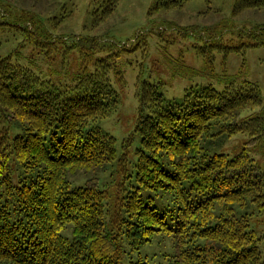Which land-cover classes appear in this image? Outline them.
I'll use <instances>...</instances> for the list:
<instances>
[{"label": "trees", "instance_id": "16d2710c", "mask_svg": "<svg viewBox=\"0 0 264 264\" xmlns=\"http://www.w3.org/2000/svg\"><path fill=\"white\" fill-rule=\"evenodd\" d=\"M114 1L104 2L97 20L113 11ZM184 1L162 0L161 6ZM262 7L264 0H236L233 10ZM34 28L24 30L33 45L49 36ZM97 41L86 35L81 42L86 63L69 82L21 63L18 50L0 58V264H124L125 250L138 251L150 231L161 229L177 236L182 263L264 264L262 237L245 210L249 203L264 209V169L247 151L230 157L214 149L225 134L264 131L260 116L237 123L241 109L262 102L254 82L191 87L181 99L166 101L158 83L138 75L141 147L129 174L133 182L116 204L120 213L108 217L96 178L72 187L77 170L103 168L122 156L128 163L124 151L117 158L115 138L97 125L118 102L109 72L120 73ZM14 123L23 132L10 137ZM12 160L26 173L18 181L10 173ZM146 189H171L176 207L161 213L144 198ZM137 259L130 256V263L149 264Z\"/></svg>", "mask_w": 264, "mask_h": 264}, {"label": "rangeland", "instance_id": "374dc122", "mask_svg": "<svg viewBox=\"0 0 264 264\" xmlns=\"http://www.w3.org/2000/svg\"><path fill=\"white\" fill-rule=\"evenodd\" d=\"M106 1L0 0V58L18 50L15 56L21 63L32 66L44 77L69 82L78 66L86 63V52H78L86 35L95 36L98 47L105 44L101 54H113L111 59L120 73L116 75L111 70L109 75L118 102L107 116L98 119L97 125L115 138L117 158L124 151L128 163L122 156L103 168L77 170L70 179L73 187L96 178L106 195L108 217H114L120 213L116 208L119 198L133 182L129 174L136 162V149L141 147V135L136 130L138 75L158 83L166 101L181 99L191 87L211 85L222 90L231 83L254 82L260 88L262 102L241 109L237 123L254 116L264 119V7L234 12L236 0H186L167 7L161 6L162 0H116L113 11L97 20ZM27 26L39 32L44 29L48 38L33 45L26 40ZM77 40L80 44L73 45ZM3 125L0 122V127ZM22 132L19 124L11 125L10 137ZM214 149L230 157L247 151L255 164L264 169V131L255 135L245 130L225 134L221 146ZM163 158L167 162L174 159L165 155ZM10 166L14 181L26 176L13 160ZM171 166L165 164L167 169ZM142 194L161 213L169 208L173 211L178 203V196L171 189H146ZM245 210L252 213L250 226L262 237L259 243L264 248V209L249 203ZM67 228L64 233L71 235V224ZM148 236L149 241L142 242L138 251L128 255L125 250L124 264H132L130 256L133 261L139 256L138 261L149 264H188L177 256L179 243L171 231H150Z\"/></svg>", "mask_w": 264, "mask_h": 264}]
</instances>
